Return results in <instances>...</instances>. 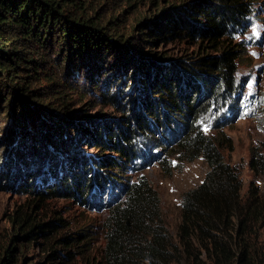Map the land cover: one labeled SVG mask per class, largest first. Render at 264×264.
<instances>
[{"label": "trees", "instance_id": "1", "mask_svg": "<svg viewBox=\"0 0 264 264\" xmlns=\"http://www.w3.org/2000/svg\"><path fill=\"white\" fill-rule=\"evenodd\" d=\"M145 1L0 0V183L21 182L32 199L10 218L0 264H264V195L254 183L244 191L223 127L204 130L244 103L236 41L264 19L251 0H149L153 10L124 26ZM176 40L198 54L159 62L147 51ZM87 84L122 114L98 122L72 104ZM82 141L98 153L83 156ZM199 158L208 170L184 192L173 234L144 171ZM248 167L264 180V147ZM59 198L104 220L72 226L45 207Z\"/></svg>", "mask_w": 264, "mask_h": 264}, {"label": "rangeland", "instance_id": "2", "mask_svg": "<svg viewBox=\"0 0 264 264\" xmlns=\"http://www.w3.org/2000/svg\"><path fill=\"white\" fill-rule=\"evenodd\" d=\"M251 2H254L257 8L256 16L264 19V0H251ZM153 8L154 6L150 4L149 0L143 4L139 3L136 11L131 10L128 16L122 19L123 25H132L141 16H144L147 10H153ZM126 29L128 30V28ZM239 41L243 42L244 51L241 63L237 64L236 81L242 84L238 93L240 92V101L244 103L237 109L236 114L230 115L225 119V122L219 124L210 122L204 130L207 134L215 135L221 133L218 131V127H223L224 134L232 140L231 148L227 144L223 145V154L226 161L238 169L244 184V191L246 192L250 184L254 183L264 195V180L254 177L248 167L252 148L264 147V20L252 19L251 28L236 42ZM195 44L193 41H166L159 43L154 48L147 49V51L151 56L167 54L180 58L195 57L198 54ZM158 58V61L162 60L161 55ZM90 88L92 89L83 92L81 97L70 98L72 99L71 103L76 107L85 106L88 108L91 117L96 118L98 122L104 121L101 118L103 115L107 120L110 116L111 119H114L122 114L119 109L108 106L106 102L99 99L100 92L96 86L93 85ZM0 129H2L1 126ZM13 143L14 141H12ZM2 150L3 148H0V164L4 159V154L6 155V153H2ZM78 150L83 156H87L89 152L98 153L93 144H87V141L79 143ZM52 154L55 157V154ZM56 157L59 158V164L62 165L66 162L64 152L56 154ZM13 160L16 162L17 157ZM10 162L12 167L11 159ZM170 166V171H166L160 164L149 161L144 174L158 191L161 199V217L167 229L174 234L179 223L180 202L184 192L202 182L208 167L202 158L192 162L174 160ZM31 202L32 199L30 195L24 193L21 182L8 184V180H6L0 183V247L6 246L8 237L15 231L11 229L10 225V218L14 211L30 206ZM45 207L48 208V212L59 210L62 217L68 220L72 226H82L83 224L96 226L104 220L105 216L95 211L89 212L61 198L49 201ZM34 254L32 258L37 260V253Z\"/></svg>", "mask_w": 264, "mask_h": 264}, {"label": "water", "instance_id": "3", "mask_svg": "<svg viewBox=\"0 0 264 264\" xmlns=\"http://www.w3.org/2000/svg\"><path fill=\"white\" fill-rule=\"evenodd\" d=\"M159 62H160V61H159ZM159 62L157 63V67L161 65Z\"/></svg>", "mask_w": 264, "mask_h": 264}]
</instances>
